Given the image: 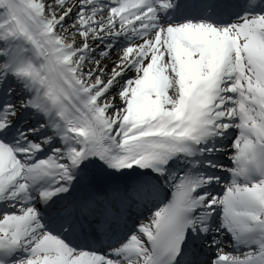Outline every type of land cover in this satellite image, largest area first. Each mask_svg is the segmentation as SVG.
<instances>
[{"label": "snow or ice", "instance_id": "obj_1", "mask_svg": "<svg viewBox=\"0 0 264 264\" xmlns=\"http://www.w3.org/2000/svg\"><path fill=\"white\" fill-rule=\"evenodd\" d=\"M0 264H264V0H0Z\"/></svg>", "mask_w": 264, "mask_h": 264}, {"label": "bare ground", "instance_id": "obj_2", "mask_svg": "<svg viewBox=\"0 0 264 264\" xmlns=\"http://www.w3.org/2000/svg\"><path fill=\"white\" fill-rule=\"evenodd\" d=\"M116 58H117V53H116V51L114 50V51L112 52V54H111V59L105 61V63H107V64L109 65V68L112 66V61L115 60ZM130 75H131V74H130ZM230 166H231V163H230V165H229L228 167H230ZM146 214H147V213H146ZM150 215H151V214H148V216H146V217H142L141 219H138V221L134 223V227H137L141 222H143V223H148V222H149V216H150ZM224 243L227 244V243H228V240L225 239V240H224Z\"/></svg>", "mask_w": 264, "mask_h": 264}]
</instances>
